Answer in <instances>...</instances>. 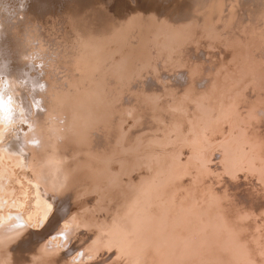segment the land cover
<instances>
[{
    "label": "rangeland",
    "instance_id": "1",
    "mask_svg": "<svg viewBox=\"0 0 264 264\" xmlns=\"http://www.w3.org/2000/svg\"><path fill=\"white\" fill-rule=\"evenodd\" d=\"M4 85L0 264H264V0H0Z\"/></svg>",
    "mask_w": 264,
    "mask_h": 264
},
{
    "label": "bare ground",
    "instance_id": "2",
    "mask_svg": "<svg viewBox=\"0 0 264 264\" xmlns=\"http://www.w3.org/2000/svg\"><path fill=\"white\" fill-rule=\"evenodd\" d=\"M9 15V14H8ZM7 90H10L6 85H4L3 86V92H1V93H4L5 95H6V97H4V96H1L2 97V99L0 100V127H2L1 126V124L3 125L5 122H7L8 124H9V121H10V119H11V117L13 116V114H14V112H13V110H9V112H8V108H9V105H8V100H11L12 99V94H10ZM0 97V98H1ZM51 103H54L53 102V100L52 99H50L49 100ZM58 106V105H57ZM60 110H61V108H59ZM69 116V115H68ZM68 116H66V118H68ZM14 128V127H13ZM12 128V129H13ZM8 130V129H7ZM11 138V137H10ZM0 139L1 140H5L4 142H3V144H6V140L8 141L9 140V138H7V139H5V136H4V134H3V132L0 130ZM13 142V140L12 141H9V143H7L8 145L9 144H11ZM23 147H26L27 146V144H23V143H20ZM27 153V152H26ZM10 156H13V155H10ZM15 158H16V160H17V163H19V164H25V163H27L26 162V159H25V157H17V156H14ZM86 157V156H85ZM3 167H2V169H0V181H1V179H10V177H11V171L9 170V168H8V166L4 163V162H2L1 161V163H0ZM31 167V166H30ZM32 168H34V167H32ZM37 168V167H36ZM50 169V168H49ZM34 170V169H33ZM38 170V169H37ZM36 170V171H37ZM35 171V170H34ZM35 171V172H36ZM34 172V173H35ZM25 173H28V172H25ZM30 173H31V171H30ZM52 174V173H51ZM50 174V176L52 177V175ZM49 175V174H48ZM54 175V174H53ZM27 176V175H26ZM35 176H36V178L37 179H39V177L41 176L40 174H38V173H35ZM49 176V177H50ZM54 176H56V175H54ZM27 178V177H26ZM29 178V177H28ZM53 178V177H52ZM56 178V177H55ZM48 179V178H47ZM49 180V179H48ZM11 181V180H10ZM45 181V180H44ZM46 182V181H45ZM4 186V185H3ZM37 186V185H36ZM40 186H41V192H42V194H43V196H44V200H40V199H38V203L42 206V211H41V217L42 218H44V220L46 219V217H47V215H49V213H51V209H53V206H52V204H51V201H49L48 199H49V194H50V184H48L47 182H46V184L42 181V183L40 184ZM17 188H19L18 186H16ZM0 189H1V191H4L5 192V194H6V197L5 198H10V196L8 195V191H9V189H11V187H9V186H5V187H1L0 186ZM39 192V190L37 189V193ZM11 200V199H10ZM2 202V201H1ZM6 202V201H5ZM14 202V201H13ZM3 204V203H2ZM12 204V203H11ZM19 205L21 204L20 202L18 203ZM4 205V204H3ZM7 205V204H6ZM10 205V204H9ZM2 207V206H1ZM49 207V210L47 209ZM21 208V207H20ZM6 210V209H5ZM9 212V211H8ZM15 213H17V212H15ZM38 214V213H37ZM54 214V213H53ZM52 214V215H53ZM1 215V214H0ZM52 215L49 217V218H51L52 219ZM59 215V214H58ZM3 216H4V219H7L8 217H9V214L7 215V214H3ZM14 216V215H13ZM33 216V215H32ZM24 217V216H23ZM54 217V216H53ZM3 218V217H2ZM30 218V216L28 217V219ZM33 218V217H32ZM50 219V220H51ZM38 220H39V218H38ZM38 220H36L37 222H38ZM47 220H49V219H47ZM55 220H57V219H55ZM47 222V221H46ZM51 223V222H50ZM64 226V225H63ZM215 256V255H214Z\"/></svg>",
    "mask_w": 264,
    "mask_h": 264
}]
</instances>
